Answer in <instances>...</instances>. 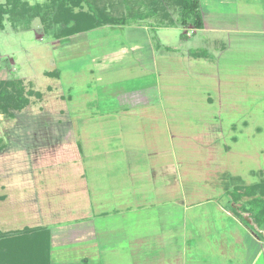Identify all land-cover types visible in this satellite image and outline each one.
<instances>
[{
    "label": "rangeland",
    "instance_id": "rangeland-1",
    "mask_svg": "<svg viewBox=\"0 0 264 264\" xmlns=\"http://www.w3.org/2000/svg\"><path fill=\"white\" fill-rule=\"evenodd\" d=\"M23 1L33 10L7 15L0 25V95H8L0 96V105L7 109L4 112L0 106L4 145L0 152V232L14 236L26 228L51 225L56 235L52 264H264V227L242 204L228 203L236 187L264 182V60L260 59L264 46L254 45L253 52L249 47L238 55L230 45L222 54L225 40L214 36L208 46L214 67L201 66L204 75L200 78L191 76L189 67L188 76L168 80L172 84L166 87L176 86L173 93L181 114L177 117L184 129L177 135L185 137L175 140L187 145L183 142L178 149L177 164H167L173 159L168 154L154 158L159 163L166 159V165L160 166H173L167 178L177 187L158 195L159 191H147L154 179L129 175L139 173L132 162L147 165L154 161L142 154L143 143L136 147L137 141H147L150 150L159 139L162 148L167 131L160 127L157 141L138 138L139 127L147 131L148 125L138 115L140 122L130 126L116 116L90 115L97 110H117L113 93L120 80L128 78L129 87H136L137 81H144L140 75L157 77L153 63L133 57V46H122L133 43L126 27L113 30L107 26L63 36L64 25L55 21L53 0ZM85 1L131 24L155 30L152 37L159 35L171 49L180 48L181 38L187 48L192 46V41H184L191 40L189 36L204 35L196 33L191 23L182 24L175 0ZM224 1L201 3L207 10L212 8L209 13L222 22L217 13H222ZM248 1H253L255 10ZM6 2L0 0V5ZM237 2L238 9L250 12L252 8L253 14L262 4V0ZM138 44L145 48L143 41ZM132 62L144 67H127ZM188 65L186 60L183 66ZM172 68L173 63L168 70ZM255 70L261 78L248 76ZM102 91L107 95L101 108H92L95 92ZM18 95L27 100L22 110L8 105V98ZM191 137L194 140L189 142ZM134 183L150 197L132 195ZM180 188L182 201L174 205L172 216L182 212V218L176 217L174 229L170 221L163 226L158 217L171 208V192L177 194ZM148 201L157 202L156 208L132 209V203L139 207ZM83 206L88 208L86 222L97 228L96 237L88 241L86 237V243L74 252L71 244H64L71 239L64 242V238L71 227L80 225ZM231 207H239L249 225Z\"/></svg>",
    "mask_w": 264,
    "mask_h": 264
},
{
    "label": "crops",
    "instance_id": "crops-1",
    "mask_svg": "<svg viewBox=\"0 0 264 264\" xmlns=\"http://www.w3.org/2000/svg\"><path fill=\"white\" fill-rule=\"evenodd\" d=\"M201 2V0H200ZM213 3V2H212ZM223 3V10L222 13L218 12L217 14L222 16V22L219 21L216 16H213L215 13L210 14L209 12L211 9L207 10L203 7L201 3V7L205 9L206 13V21L204 22V29L197 30V32H203L204 35L203 37H192L189 36L191 40H184L185 42L192 41L191 45L189 46L188 44V49L184 46L185 44L181 43L182 38L180 39L179 47L176 49H171L170 47L166 44H163L161 39L159 38V35H156V37H152V34L154 33L155 30H152L151 28L147 26H140L136 24H130L126 26H119L118 28L126 27L128 28L129 31H127L130 35V38L132 40V45L129 42V44H123L124 48H127L128 45L129 47L133 46L131 51V55L133 57L139 56L142 58V62H144L146 59H149L153 63L154 70L157 73V77L153 76L154 74L150 75H140L144 76V81H137V86L129 87V79L125 80H120L117 82L114 86H116V89L113 94H115V106L117 110H110V111H100L97 110V112H90V115L94 116H116L118 117V120L121 121L124 125L129 124V126L134 123V122H140V119H137L138 115L141 117L142 121L148 122L147 125V131L142 130V128L137 130L138 138H145L146 136L148 138H153L154 140L155 137H158V133L161 128H164L167 131V140H165V145L158 146V142L153 141V147H150V150H147L149 147V144H147V141H137L138 143L136 144V147H141L142 143L143 146L141 147L142 149L145 148L142 152V154L146 155L149 159L151 158L154 160L155 157L162 156L160 153H163V155L168 154L173 157L171 159L170 163L167 164H177L175 163V156L177 155L179 157V152L178 149L182 146L183 142L186 144V141H176L175 138H185L181 135H177L178 133H181L183 129V126H180V119H178L179 111L177 108L179 107V103L177 102V98L175 97L174 93L176 86L174 83V88L170 87V85L166 84H172V82L168 83V80L171 81L173 79H176L177 77L180 76H188L189 74V69L192 67L191 70H193L191 76L200 78L202 75H204L201 72V66H204L205 64L210 65L211 67H214V56L210 54L211 51H209V45L213 42V37L220 35V37L224 41V45L222 46V54L225 50L228 49V47L231 45L233 46L236 50L238 55L243 51L249 49L251 47V52L252 47L254 45H263L264 46V0H262V4H260V9L257 11V13L253 14L252 8L250 12H243L242 10L238 9L239 5H237V0H231L229 2H226V0ZM218 4V3H217ZM216 4V5H217ZM239 4V3H238ZM247 4L251 7H253L255 10L256 5L253 3H250L249 1ZM211 2L209 3V6H212ZM235 10L231 9L233 7ZM231 9V10H230ZM211 22V23H210ZM113 30H117V27H112ZM163 29H177V28H157V30H163ZM119 30V29H118ZM236 35V38L234 39L233 36ZM211 36V37H210ZM184 38L186 36H183ZM250 37L251 40H248ZM253 37H258V39H255ZM226 38L228 41H226ZM129 40V41H131ZM140 41H143V47L141 48L138 43ZM242 46V47H241ZM185 47V48H184ZM170 48L171 50H168ZM264 48V47H263ZM187 50L188 52L184 51ZM264 50V49H263ZM262 50V51H263ZM140 51H142V55L140 54ZM141 55V56H140ZM262 58L261 60H264V53L261 54ZM145 56V59L142 57ZM222 57V56H221ZM224 57V56H223ZM117 60V59H116ZM186 60L189 61L188 67H184L183 63L186 62ZM118 61V60H117ZM140 61V60H139ZM147 61V60H146ZM173 63V68L172 70H168V66ZM167 64V66H165ZM191 64V65H190ZM200 66V69L197 70ZM127 67H132L134 68H139V67H144L141 62L135 63L132 62L131 64H128ZM190 67V68H189ZM158 68V72H157ZM148 72V70H142L140 72L144 73ZM170 72V73H169ZM259 73L255 70V72H249L248 76H255L254 78H261ZM161 82H164V84H161ZM131 84V83H130ZM164 88H169V90L164 92ZM109 90V87H108ZM107 90V91H108ZM102 92H99L98 94H94L93 96V104L92 108L96 107V109H100L104 96L106 94H103ZM107 95V94H106ZM183 95V94H181ZM211 100V99H210ZM104 109V107H103ZM102 110V109H101ZM182 111V110H180ZM96 114V115H95ZM124 117V118H122ZM138 117V118H139ZM182 129V130H181ZM130 131V130H129ZM141 133V134H140ZM188 137V136H186ZM189 142L193 141L194 139L191 137L190 139H187ZM157 141V140H156ZM187 145V144H186ZM161 149V151H160ZM144 157V156H143ZM175 157V158H174ZM178 159V160H179ZM83 158H81V161L83 163ZM147 161V159H146ZM148 162V161H147ZM152 165V166H149ZM160 165H166V159L161 161H153L152 163H149L147 165L141 164V163H135L132 162V168L135 167L137 170H139V173L132 172V174L129 175V177L132 176H139L141 179L145 181H151V178L154 179L155 182H152V184L149 185L147 188V191H159L158 195H163L161 191H168L174 188H177L176 185H171L169 184L170 181H168L167 175L172 172V167H164ZM168 169L170 171H168ZM179 169V168H178ZM160 173H162L160 176ZM179 173V171H178ZM81 173L80 175H82ZM85 176V175H84ZM82 177V176H81ZM83 178V177H82ZM84 179V178H83ZM147 183V182H146ZM135 184V183H134ZM141 184V182L139 183ZM135 186V187H134ZM132 186L133 191L131 190L132 195H144L147 194V197L149 196L148 192L146 189L142 186L134 185ZM181 192V194H180ZM173 195L171 200H174L172 204H170L171 208L168 209V213L162 212L160 213L159 222L162 223L163 226H166V223L169 221L173 223V229L175 227L176 223V217L177 219L181 220L182 218V212H179L180 215L173 217V209L174 205L178 204L180 206L181 201H182V189L178 191L177 194H174L171 192ZM150 197V196H149ZM177 197V198H176ZM180 200H179V199ZM149 199V198H147ZM178 199V200H177ZM148 201V204H143L141 206H135L137 203L133 204L132 203V209H136V211L145 212L148 209H151L152 207L156 208L155 206L157 205V202H152ZM150 204V206H148ZM148 206V207H147ZM82 211L83 216L82 219L79 220L80 225H74L73 227L70 228V230L65 234L64 242L67 241L68 239H71V242H65L64 244L68 243L71 244L70 250L72 251H77L80 247V244L86 243V241L90 240L93 237H96V229L93 227L95 224H90L87 221V216L85 214L86 210L88 208H84L83 206ZM171 214V215H170ZM90 220V219H89ZM180 222L178 221V226L180 227ZM93 225V226H91ZM59 226V225H58ZM46 227L50 230L51 233V259L53 263V248H54V243H53V238L56 236L50 226H43ZM73 229V230H72ZM72 230V231H71ZM72 236H70V234ZM69 235V236H68ZM86 237H89L86 239ZM86 239V241H85ZM70 241V240H69ZM85 249H90L89 247L83 246ZM256 258V257H255ZM255 259H253L254 261ZM51 263V264H52Z\"/></svg>",
    "mask_w": 264,
    "mask_h": 264
},
{
    "label": "trees",
    "instance_id": "trees-1",
    "mask_svg": "<svg viewBox=\"0 0 264 264\" xmlns=\"http://www.w3.org/2000/svg\"><path fill=\"white\" fill-rule=\"evenodd\" d=\"M56 5V22L63 24V36H72L101 27H119L131 24L127 18L116 17L102 10L93 4H87L85 0H53ZM88 5L85 11L83 5ZM181 10V22L184 25L191 23L198 30L204 29V17L200 0H175ZM76 8L79 11H76ZM30 8L23 0H7L5 5H0V25L2 19L7 15L19 16L28 14ZM130 20V19H129ZM168 50H171L168 48ZM2 99L8 97L4 92L0 95ZM9 107L14 110H22L27 103L20 95L8 98ZM1 106V105H0ZM4 112L7 111L1 106ZM4 145L0 140V152ZM229 197V204H242L241 208L250 213L255 222L264 227V182L236 187ZM228 204V205H229ZM235 215L239 216L243 222H249L243 217L239 207H231ZM51 233L46 227L24 229L14 236H8L0 232V264H51Z\"/></svg>",
    "mask_w": 264,
    "mask_h": 264
}]
</instances>
